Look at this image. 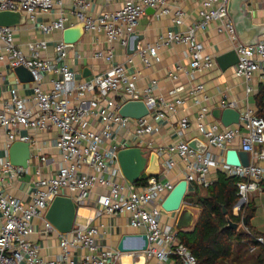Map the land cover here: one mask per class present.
<instances>
[{
    "label": "built area",
    "instance_id": "obj_1",
    "mask_svg": "<svg viewBox=\"0 0 264 264\" xmlns=\"http://www.w3.org/2000/svg\"><path fill=\"white\" fill-rule=\"evenodd\" d=\"M185 0H129L113 11H102L97 15L89 14L90 0H70L68 15H60L38 24L42 38L26 42L22 50L15 39L16 26H0V63L14 69L17 66L27 68L33 80L31 93L20 95L16 86L9 88L8 96H0V130L4 132L6 148L14 141L30 144V159L27 167L12 165L8 156L0 159V264H121L119 250L102 248L97 244L99 227L95 220L101 216L127 215L129 225L143 230L148 244L145 250L141 236L134 238L131 254L143 253L153 264H198L196 257L179 238L174 223L163 222L165 211L161 203L174 183L158 175L147 176L141 183H129L120 171L117 152L122 148L139 146L154 148L145 138L157 133L159 127L149 121L154 115L165 119L178 111L184 98L180 93L184 85H176L168 92V98L155 95L157 81L150 80L144 88L136 85V76L128 74L123 63H113V44L126 48L128 35L135 31L137 22L146 8H152L159 15H171L174 25L184 23ZM229 0H201L196 21L184 31L167 30L164 44H179L187 48L189 62L187 66L177 65L167 75L176 79L179 74L189 78L185 93L195 104H199L203 94V85L197 76L211 71L217 66L215 57L204 51L197 40L196 33L205 30L212 22H218L217 30L235 41L233 49L238 56L232 66L234 76L248 83L255 72L264 76V34L255 45H244L235 33L234 25L228 15ZM55 5L62 6L63 0H0V11L20 12L24 21L36 22L39 12L48 11ZM70 17L82 23L85 33H102L108 46L94 53V57L109 63L104 71L90 79H80L66 64L68 54L74 44L63 40L53 46V55L44 56L48 42L44 36L52 30H63L74 25ZM159 48V43L139 47L135 54L144 64H148ZM78 57L77 54H75ZM128 62L131 59L127 60ZM178 74V75H177ZM54 75L50 87L45 89L42 83L45 76ZM3 78L0 70V80ZM187 91V92H186ZM252 93L249 85L245 89ZM143 101L147 115L140 118L122 116L120 107L127 101ZM220 109H236V102L223 98ZM237 110V109H236ZM239 112L238 122L223 126L220 122L208 121V109L200 107L195 117L197 138L206 145L198 152L188 145V140L180 139L164 147H156L157 154L178 156L184 164V178L187 182L186 193L192 188H207L212 184L210 173L217 171L227 177L238 179V200L232 207V214L238 215L240 209L255 192L262 191L260 182L264 179V119L256 110L246 105ZM191 127L187 117L178 122L177 133L183 136ZM56 129L57 135L53 147L60 156V162L53 172L45 173L42 164L47 162L30 136L22 135L21 130L35 133ZM239 138V149L248 152L247 166H233L225 162L226 150L233 147V141ZM216 148L219 155L210 148ZM33 163L34 179L30 182V196L21 200L4 187L14 184L27 175ZM168 160L166 166H172ZM87 168V170H84ZM118 175L124 182L116 179ZM98 188V198L83 224H74L68 233L59 232L46 218L45 213L56 196H69L79 207L83 205L93 191ZM77 207V208H78ZM41 222L38 231L43 236L57 238L60 249L56 258L45 259L39 253L38 245L31 239L33 220ZM249 232L246 226H243ZM256 243L264 246V237L256 236ZM256 244L249 245L253 251ZM82 250H84L82 252Z\"/></svg>",
    "mask_w": 264,
    "mask_h": 264
},
{
    "label": "crops",
    "instance_id": "obj_2",
    "mask_svg": "<svg viewBox=\"0 0 264 264\" xmlns=\"http://www.w3.org/2000/svg\"><path fill=\"white\" fill-rule=\"evenodd\" d=\"M126 1L129 0H90L91 4L88 12L89 14L97 15L102 11H113L120 8ZM200 1L201 0H185L182 3V8L186 15L184 23L180 26H176L172 23L171 15H159L156 10L148 11V8L145 9L144 14L140 16L137 22L134 32L143 36L142 40L139 42V47L159 43V48L156 54L151 57L148 64L142 63L137 54H127L126 48L123 49L117 43L113 44V63L125 64L128 74L136 76V85L139 89L144 88L150 80H156L157 88L155 95L168 98V92L174 86L179 84L185 86L184 91L180 93V96H182L185 101L176 113L168 115L165 119H159L153 114L149 116V121L152 124L158 125L159 131L145 138V140L151 142L154 147L147 148L142 146V149L148 154L155 151L156 147H164L171 143H175L180 139L189 141L195 138L197 136L195 117L200 107H206L208 109L206 118L210 122H220L213 117L212 111L220 108L219 103L223 98L234 100L236 102L237 110H242L246 105L251 106L256 110V96L258 95L260 88L264 87V76H261L259 72H255L252 79L246 83L242 78L234 76L232 67L223 71L217 65L211 71L197 76L196 80L203 85L204 91L202 96H204V98L201 97L199 104H195L185 93V90H187V87L189 86V78L181 73L176 79L168 77L167 72L171 68H174L177 65L187 66L189 56L187 48L184 45L164 44L163 39L161 38L167 30L184 31L187 26L192 25L196 21L197 12L200 8ZM69 2L70 0H63L62 6L55 5L48 11L39 12L36 16L35 23L23 21V23L16 26L15 39L22 50H26L25 44L27 41L38 40L43 37L39 31L38 24L41 22L46 23L48 20L57 18L60 15H68L70 9ZM243 14L245 19V23H243L245 25L248 26V24H252L257 32L264 29V0L248 1ZM69 22L75 24L76 20L73 17H70ZM217 24L218 22H212L205 30H199L196 33L197 40L202 44L204 51L214 57L232 49L233 45L236 43L235 41L230 40L226 34L219 32L216 28ZM62 31L63 30H52L49 34L44 36L48 42V49L43 53L44 56L51 57L53 55V46L57 41L62 40ZM260 37L261 36H258V38ZM107 46L108 43L106 42L104 34L85 33L71 48L68 57L65 60L66 64L75 71L78 78L90 79L95 74L100 73L109 67L108 62L93 56L95 52L104 49ZM75 54H77L78 57H76ZM128 59H131V61L128 62ZM0 70L3 74V78L0 80L1 97H7L9 88L13 85L18 88L20 95H29L31 93V82L20 81L19 77L14 72V69L10 68L5 63H0ZM53 78H55L54 75L45 76L42 87L45 89L49 88L50 80ZM247 85L252 89L251 94H247L245 91ZM182 117H187L190 120L191 127L185 131L183 136H179L177 128L178 122ZM20 133L22 135L30 136L31 140L35 142L33 154L36 153L37 146L40 149V153L46 157L47 162L42 164L43 172H53L60 162V156L57 150L53 147V140L57 135V130L50 129L49 131L42 133L21 130ZM231 147L239 149V138H236L233 141ZM210 150L216 155H219V151L216 148L211 147ZM6 156H8L6 139L4 132L0 130V159L5 158ZM158 156L160 167L159 173L157 174L158 176L163 177V179L169 180L174 184L184 178V164L178 156H168L166 153H160ZM168 160L173 161V164L170 167L166 166ZM35 161V157L33 156L29 173L18 179L14 184L5 186L4 189L13 196L27 201L31 192L29 184L35 178L33 173V163ZM84 170H87V168H84ZM218 174L219 173L215 170L210 173V178L213 182L217 179ZM145 178H147V176L143 173L140 179L144 180ZM116 179L120 182H124V178H122L121 175H118ZM196 188L197 187L190 189L188 193L193 195ZM98 193H100V189L96 188L88 200L77 208L76 218L78 217L82 221L81 223H76L75 218V224L85 223L87 216L92 214V209L97 202ZM200 194L203 195L204 191L200 190ZM249 199L255 206V211L249 221L250 227L261 232L255 224H252V219L260 213L261 209L264 211V191L255 192ZM183 206L193 210L195 225L199 215V208L190 205L188 202H184ZM178 214V212H165L162 214L161 219L163 222L175 224ZM94 222L99 227L97 244L100 249L109 248L118 250V244L123 242L125 251L119 250L121 252V264H123L122 258L126 254L131 258L130 264H153V260H148L143 253H130L133 250L131 246L134 244V238L141 236L144 232L140 228L130 226L127 215H104L97 218ZM243 226H245V223L241 222L240 224H237L235 228L239 229L242 227L243 229ZM40 227L41 222L38 219H34L33 229L37 232L32 234L31 239L38 245L39 253L43 258H56L60 251L57 238L54 236L41 235L38 232ZM191 228L186 231L191 230ZM261 233L264 234V232ZM256 248L255 250L250 251L248 246V252L243 255L240 264H253V253H255ZM83 251L84 250H82V252Z\"/></svg>",
    "mask_w": 264,
    "mask_h": 264
},
{
    "label": "water",
    "instance_id": "obj_3",
    "mask_svg": "<svg viewBox=\"0 0 264 264\" xmlns=\"http://www.w3.org/2000/svg\"><path fill=\"white\" fill-rule=\"evenodd\" d=\"M250 0H229L227 12L234 25L235 33L238 40L244 45L250 46L258 43V36L264 34V29L257 32L252 24L245 25L244 10L246 3ZM154 9L148 8V11ZM243 16V18H242ZM25 16L20 12L15 11H0V26H16L23 23ZM243 20V21H242ZM244 22V23H243ZM248 22V19H247ZM244 24V25H243ZM257 33V34H256ZM84 34L83 24L75 23L68 26L62 31V40L68 44H75ZM143 36L132 32L128 35L126 53L133 54L139 48V42ZM215 61L221 70H226L234 66L238 61L236 51L232 48L215 57ZM14 72L22 82H31L33 80L30 71L23 67L17 66ZM1 96V87H0ZM119 113L125 117L140 118L147 115L148 110L143 101H127L120 109ZM212 115L219 120L223 126H229L237 123L239 112L233 108L214 109ZM188 145L198 152H203L206 145L197 138L188 141ZM30 144L25 141H14L8 148V159L12 165L27 167L30 159ZM159 156L155 151L148 154L139 146H131L122 148L117 152V161L122 173V176L129 183H137L141 175L146 176L157 175L159 173ZM225 162L229 165L247 166L249 163V154L246 151L231 148L226 150ZM187 185L185 179L174 184L173 188L164 197L161 207L165 212H178V217L175 221V226L179 231H186L194 225V212L191 208L184 207L183 198L187 194ZM77 204L69 196H56L48 206L45 218L61 233H68L72 230L75 224ZM226 211L224 210V213ZM230 221L227 226H232ZM236 226V225H233ZM143 245L140 250H145L148 244L147 236L141 235ZM118 250L125 251L123 242L118 244Z\"/></svg>",
    "mask_w": 264,
    "mask_h": 264
},
{
    "label": "trees",
    "instance_id": "obj_4",
    "mask_svg": "<svg viewBox=\"0 0 264 264\" xmlns=\"http://www.w3.org/2000/svg\"><path fill=\"white\" fill-rule=\"evenodd\" d=\"M256 114L264 119V87H261L255 100ZM145 180V179H144ZM140 179L137 183L144 181ZM236 177H227L219 173L217 179L207 188H196L187 193L183 201L199 208L195 225L189 231H178L183 244L196 257L198 264H240L249 245L256 244L253 264H264V246L256 243L255 237L264 234L250 227L249 221L255 211L249 199L238 215L232 214V207L238 200ZM264 191V179L260 182ZM200 190L204 194H200ZM224 210L226 211L224 213ZM245 223L249 232L235 226Z\"/></svg>",
    "mask_w": 264,
    "mask_h": 264
},
{
    "label": "rangeland",
    "instance_id": "obj_5",
    "mask_svg": "<svg viewBox=\"0 0 264 264\" xmlns=\"http://www.w3.org/2000/svg\"><path fill=\"white\" fill-rule=\"evenodd\" d=\"M253 218L252 224H255V226L258 227L261 232H264V211L261 209L260 213H258V215L254 216ZM81 221L82 220L80 218H76V223H81Z\"/></svg>",
    "mask_w": 264,
    "mask_h": 264
},
{
    "label": "bare ground",
    "instance_id": "obj_6",
    "mask_svg": "<svg viewBox=\"0 0 264 264\" xmlns=\"http://www.w3.org/2000/svg\"><path fill=\"white\" fill-rule=\"evenodd\" d=\"M130 256L129 255H124L122 258L123 264H130Z\"/></svg>",
    "mask_w": 264,
    "mask_h": 264
}]
</instances>
